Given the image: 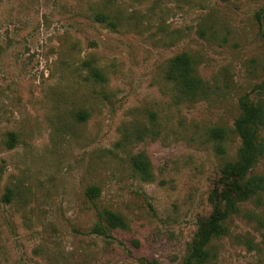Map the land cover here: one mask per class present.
Returning <instances> with one entry per match:
<instances>
[{
	"label": "rangeland",
	"instance_id": "374dc122",
	"mask_svg": "<svg viewBox=\"0 0 264 264\" xmlns=\"http://www.w3.org/2000/svg\"><path fill=\"white\" fill-rule=\"evenodd\" d=\"M183 53L205 98L180 101L166 79ZM263 82L264 0H0V264H181L241 146L239 100L264 105ZM138 153L152 180L133 171ZM91 186L125 228L91 233ZM262 218L264 193L227 221L209 264H264Z\"/></svg>",
	"mask_w": 264,
	"mask_h": 264
},
{
	"label": "trees",
	"instance_id": "16d2710c",
	"mask_svg": "<svg viewBox=\"0 0 264 264\" xmlns=\"http://www.w3.org/2000/svg\"><path fill=\"white\" fill-rule=\"evenodd\" d=\"M93 19L106 28L118 27V20L102 11L96 12ZM195 62L194 57L188 53L176 55L168 62L165 76L173 84L180 101H197L208 95L209 88L197 75ZM84 65L91 80L97 83L106 81L104 73L93 61L88 60ZM258 87L264 90V82ZM239 110L240 116L235 120L233 129L241 141L237 157L222 166L219 179L209 196L212 212L199 224L181 264H209L214 258L213 241L228 234L227 221L240 213L243 203L264 193V176L255 172L264 158V105L245 95L239 100ZM210 136L221 142L226 138V131L216 128L210 132ZM131 165L133 171L144 180H152L151 164L144 153L132 156ZM100 194L98 186H91L86 190V196L95 206L98 216L91 233L108 237L111 231L125 228L127 224L120 214L107 208L97 209L95 201ZM7 200H10V195H7ZM259 223L264 230V218Z\"/></svg>",
	"mask_w": 264,
	"mask_h": 264
}]
</instances>
